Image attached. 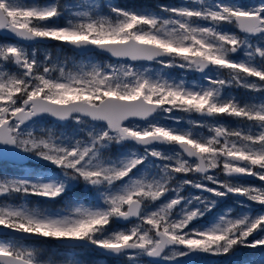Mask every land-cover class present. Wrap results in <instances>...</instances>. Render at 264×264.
<instances>
[{
    "label": "snow or ice",
    "instance_id": "obj_1",
    "mask_svg": "<svg viewBox=\"0 0 264 264\" xmlns=\"http://www.w3.org/2000/svg\"><path fill=\"white\" fill-rule=\"evenodd\" d=\"M157 9L113 0H0V31L18 41L51 40L125 62L69 68L50 55L42 62L21 43L0 44V162L18 170L0 175V198L39 197L44 205L0 203V229L8 230L0 231V264H87V251L117 264H181L193 254L264 249V0ZM135 62L200 73L204 82L154 76ZM231 88L259 99L226 94ZM176 112L201 119H189L187 130L157 119L179 125ZM45 116L70 123L72 132L38 128ZM35 161L41 170L28 166ZM216 169L260 184L220 181L209 174ZM186 187L199 194H184ZM229 194L244 197L237 203L250 210L234 216L228 208L193 224ZM252 205L261 210L253 213ZM133 218L130 228L109 227ZM52 241L62 251L45 247ZM247 264H264V254Z\"/></svg>",
    "mask_w": 264,
    "mask_h": 264
},
{
    "label": "rangeland",
    "instance_id": "obj_2",
    "mask_svg": "<svg viewBox=\"0 0 264 264\" xmlns=\"http://www.w3.org/2000/svg\"><path fill=\"white\" fill-rule=\"evenodd\" d=\"M40 2L44 3L45 0H40ZM60 2L71 4L74 2V0H60ZM104 2L107 3V0H104ZM113 2L118 3L122 6H126L130 10H147V11L155 12L158 10L157 5H160V4L179 6V5L186 4V3L191 4L193 2V0H134V1H126V2H123V1L121 2V0H113ZM204 2L206 4L212 3L213 0H204ZM243 2L247 3V4H259L260 0H243ZM64 22H65L64 18H61L59 21L60 24H63ZM224 27L226 28V30L237 32L238 34H240L238 29L232 25H225ZM253 42L254 43L257 42L256 38L253 39ZM8 43H15V42H12V41L0 42V44H8ZM25 47L29 51H31L32 49H36L38 58L42 62L44 61L45 55H50L52 61H54V62L58 61L60 63H66L67 67H69V68H73L79 64H88V63H96V64H101V65H105L108 63H112V64L124 63V62L111 61L110 59H108L104 56H100L96 53L86 55L84 57H80L76 53H73V52L67 50L66 48H64V46H62L59 42H55L53 45H50V46H37V47L25 46ZM135 66H136L138 71H141L143 69H148L150 74H152L154 76L159 75L160 73H164L168 78H170L172 80H176L178 82L181 80H183L184 82H186L188 84L203 83L204 82V81H201L200 78L197 80H192L191 78H193V77H191V76H194V72L185 71L184 73L180 74V73L176 72L175 69H173V68L162 69L160 65L151 66V65H146V64L145 65L144 64H135ZM225 93L226 94L231 93L232 95L236 96L237 98H239L241 100H249V99L258 100L259 99V94L247 92L245 89H242V88L226 89ZM175 115L179 116L181 118L179 125L175 124L171 120L165 119L163 114L158 116L157 119L161 123H167L173 127H182L185 130H187L189 127H191L188 124L189 119H196V120L200 119L195 114H193L192 116H189L188 114H185L182 112H176ZM217 119L220 122L224 123L227 127L238 126V122L236 120H234L233 118L219 117ZM226 121H228V123ZM37 125H38V128H40V129L47 130L50 128L57 133L69 134L72 132V125L70 123L68 125H65V126H59V125H56L55 123L51 122L49 118L39 119L37 121ZM193 131L198 132L201 135H209L207 128H193ZM28 166L31 168H34L36 170H41L42 162H40V161L29 162ZM3 167H4L3 171H1V173L3 175L4 174L13 175V174H17V172H18V170L15 167L10 166V167H7V169L5 168L4 165H3ZM45 167H47V166H45ZM8 169H12V170H8ZM189 176H192V178H189ZM189 176H188V178L192 179V180L200 181V179H201V177L198 174H189ZM203 183H207L208 186L213 185L206 180L203 181ZM236 183L255 184V185L260 184V182L258 180H256V182H236ZM213 186H216V185H213ZM187 193L199 194L196 189L191 188V187L185 188L184 194H187ZM204 195H208V194L205 193ZM216 199L218 200V203H217L216 207L213 209V212L206 215L205 217H203L202 219H200L198 221H194L193 224H196V225L207 224L212 220L213 216L216 213H220L223 210L228 209V208L232 209V215H234V216L240 215L241 213H245V212H248L250 210L248 208L241 207L237 203V201L244 200L245 199L244 197L239 198L236 196V202L234 201V198L232 199L230 196H227L223 199H220V198H216ZM39 201H42L41 198L32 197V196H29L27 198L22 197V196H13V197L7 198L6 201L4 200V198H0V203L7 202V203H11V204L17 205V206L22 205V204H26V203H31V205L36 206V205H39ZM246 203L250 204L251 202H246ZM225 204H229L230 206L227 207ZM39 206H42V205H39ZM51 206L52 207H59L60 205H51ZM260 210H261V206H259V205H252V207H251V211L253 213H256ZM131 225H129L128 227L130 228ZM191 226L192 225H190V227ZM109 227L110 228H118L120 226H118L116 224V222L114 221L112 224L109 225ZM251 239H253V238L250 237L249 240H251ZM261 254H264V249L238 248L236 250L235 254H230L228 256H212V255L204 254L203 256H200L196 260L195 264H247L248 261L259 258ZM81 256H82V258L86 257L87 259H89L90 264H117V260L105 258L104 256L96 254L92 251H87V252L81 253ZM146 258L147 257H144L143 259L145 261H147ZM186 260H187V258H183V260L181 262H185Z\"/></svg>",
    "mask_w": 264,
    "mask_h": 264
},
{
    "label": "water",
    "instance_id": "obj_3",
    "mask_svg": "<svg viewBox=\"0 0 264 264\" xmlns=\"http://www.w3.org/2000/svg\"><path fill=\"white\" fill-rule=\"evenodd\" d=\"M123 2H126V1H134V0H121ZM239 31V30H238ZM243 35V34H241ZM0 38L2 39H6L8 41H12V42H15V43H21L23 44L24 46H27V47H37V46H50V45H53L55 42L54 41H51V40H44V41H39V42H36V43H31V42H23V41H18L17 38H15L14 36L10 35L9 33L7 32H4V31H0ZM255 39V38H254ZM64 48H66L67 50L73 52V53H76L77 55H79L80 57H84L86 56L85 54H82V53H79L77 51H74L70 48H68L67 46H64ZM98 54L100 56H104L108 59H110L111 61H114V62H118L116 61L114 58H111L110 56H108L106 53H100V52H91L87 55H90V54ZM120 62H123V61H120ZM125 63V62H124ZM127 63H133V62H130L128 61ZM155 62H135V64H153ZM200 74V73H199ZM199 117V116H198ZM43 118H49L51 122L55 123L56 125H59V126H65V125H68L69 123L67 122H57L54 120V118H51V117H42V118H39V119H43ZM200 118V117H199ZM38 119V120H39ZM201 119V118H200ZM139 123H143L142 121H140ZM162 147V146H161ZM0 164H8V165H11L13 166L12 164L10 163H7V162H0ZM28 165H29V162H28ZM214 171L213 170H210L209 174H212ZM227 178H231V179H238V180H243V181H249V182H256V180L252 177H246V176H238V177H227ZM135 220L133 218L132 221H120V222H116L117 225H119L120 227L122 225H131L132 223H134ZM0 231L2 232H7L8 230L6 229H0ZM57 243V242H56ZM95 252V251H93ZM97 254H100L101 256H104L105 258H108V259H114V260H117L116 258L114 257H111V256H106L102 253H99V252H95ZM202 254H193L191 257L187 258V260L185 262H181V264H195L196 260L201 256ZM150 258H146V260H148ZM160 264H163V262L161 261Z\"/></svg>",
    "mask_w": 264,
    "mask_h": 264
},
{
    "label": "flooded vegetation",
    "instance_id": "obj_4",
    "mask_svg": "<svg viewBox=\"0 0 264 264\" xmlns=\"http://www.w3.org/2000/svg\"><path fill=\"white\" fill-rule=\"evenodd\" d=\"M252 39H254V38H252ZM145 65V64H144ZM146 65H151V66H153V65H158V64H156V63H153V64H146ZM173 69H175V71L176 72H178V73H180V74H182V73H184L185 71L184 70H181V69H179V68H173ZM201 75L202 74H199V73H196V72H194V76H191V77H193V78H191L192 80H197V79H199L200 77H201ZM163 147V146H162ZM214 172L212 173V174H214L220 181H225V180H228V181H230V182H232V183H236V182H249V181H243V180H238V179H231V178H227L224 174H223V172L220 170V169H216V170H213ZM199 176H200V174H198ZM189 178H192V176H189ZM205 184H207V183H205ZM210 187H216V186H213V185H210ZM229 196L233 199L234 198V201L236 202V196H234V195H231V194H229ZM238 197V196H237ZM240 198V197H239ZM229 202V201H228ZM230 203V202H229ZM227 207L228 206H230L229 204H225ZM223 208V207H222ZM55 244H56V242H55ZM57 251H62V250H57ZM204 254H202L201 256H203Z\"/></svg>",
    "mask_w": 264,
    "mask_h": 264
},
{
    "label": "trees",
    "instance_id": "obj_5",
    "mask_svg": "<svg viewBox=\"0 0 264 264\" xmlns=\"http://www.w3.org/2000/svg\"><path fill=\"white\" fill-rule=\"evenodd\" d=\"M4 41H7V40L0 38V42H4ZM226 122L228 123V121H226ZM3 165L5 166L6 169H7V167H10V166H11V165H8V164H0V175H3V174L1 173V171H3V168H4ZM11 167H13V166H11ZM8 170H12V169H8ZM39 205L44 206L42 201H39ZM45 247L49 248L52 252H57V250H59V249L56 247V244H55L54 241H52V242H48V243L45 245ZM83 259L87 261V264H90V260H89V259H87L86 257L83 258Z\"/></svg>",
    "mask_w": 264,
    "mask_h": 264
}]
</instances>
